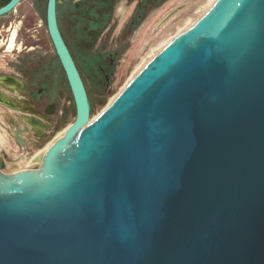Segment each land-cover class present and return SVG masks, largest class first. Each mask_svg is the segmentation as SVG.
I'll return each instance as SVG.
<instances>
[{"label":"water","instance_id":"obj_1","mask_svg":"<svg viewBox=\"0 0 264 264\" xmlns=\"http://www.w3.org/2000/svg\"><path fill=\"white\" fill-rule=\"evenodd\" d=\"M58 2L76 115L40 167L0 127V264H264V0H216L92 122Z\"/></svg>","mask_w":264,"mask_h":264},{"label":"rangeland","instance_id":"obj_2","mask_svg":"<svg viewBox=\"0 0 264 264\" xmlns=\"http://www.w3.org/2000/svg\"><path fill=\"white\" fill-rule=\"evenodd\" d=\"M5 1L7 0H0V4ZM84 1L59 0V4H61L60 19L65 38L91 97L93 105L91 120L100 115L159 46L190 27L192 24L189 22L188 25V21L198 12L202 13L205 8L208 9L213 2L212 0H155L146 5L145 1L141 0L139 13L142 12V17L136 19L132 31L126 34L129 19H134L136 15V13L131 14L137 6V0H111L107 25H104L107 17L96 23L94 13L86 14L85 10L78 12L68 6L72 3L78 7ZM46 2L47 0H23L16 10L0 17V22L7 21L8 26L11 23V28L14 27L13 45L11 46V39L9 48L14 46L16 29L22 31L23 35L33 34L38 45L43 47L42 50L46 53L48 67H52L55 49L47 29ZM169 14L172 15L168 17ZM0 29H3L2 26ZM5 53L8 52L1 54ZM7 60V56H0V61ZM59 105L60 108L67 109V114L60 125L44 139H38L32 134L27 135L29 142L26 146L20 145L14 136L17 125H22V121L18 117L14 118L10 109L0 105L2 110L0 127L11 138L13 166L26 162L33 167L38 166L36 160L40 158V151L73 121L74 101L65 76H63V96ZM7 115L14 118V121L11 120L14 123Z\"/></svg>","mask_w":264,"mask_h":264},{"label":"flooded vegetation","instance_id":"obj_3","mask_svg":"<svg viewBox=\"0 0 264 264\" xmlns=\"http://www.w3.org/2000/svg\"><path fill=\"white\" fill-rule=\"evenodd\" d=\"M137 1V6L131 14L136 13V15L134 19H129L126 34L132 31L136 19L142 17V12L139 13L141 0ZM143 1L146 5L155 2V0ZM7 23V21L0 22V26L3 28L0 29V56L4 55L8 58L7 61H0V105L10 109L14 114L13 117H18L22 121V125H17L14 136L20 145L26 146L29 142L27 135L32 134L38 139H44L60 125L65 114H67V109L64 110L59 105L63 96V76H65L68 85L69 82L61 61V66L57 62L56 50L52 67H48L46 53L42 50L43 47L38 45L33 34L23 35L22 31L16 29L14 46L9 48L14 27L11 28L12 24L10 23L8 26ZM3 52L8 53L1 54ZM74 108L76 115L75 102ZM7 117L10 121L14 119L10 115Z\"/></svg>","mask_w":264,"mask_h":264},{"label":"trees","instance_id":"obj_4","mask_svg":"<svg viewBox=\"0 0 264 264\" xmlns=\"http://www.w3.org/2000/svg\"><path fill=\"white\" fill-rule=\"evenodd\" d=\"M9 0L5 1L4 3L2 4H5L6 2H8ZM0 4V5H2ZM67 4V3H66ZM110 4L111 3V0H85L83 3L80 4V6L76 7L75 5H73L72 3H69L68 6L71 8V9H75L77 10L78 12H82L83 10H85L86 14H91V13H94L95 16V19H96V23H98L100 21V19L104 20L105 17H107L106 21L104 22V25H107L109 23V13H110ZM61 4L58 5V19H59V25H60V29H61V32L65 38V35H64V30H63V26L61 25V19H60V16H61ZM108 14V15H107ZM94 24V23H93ZM66 40V38H65ZM67 41V40H66ZM69 46V45H68ZM70 48V47H69ZM57 57V62L60 64L61 66V63H60V60L58 58V56L56 55Z\"/></svg>","mask_w":264,"mask_h":264},{"label":"bare ground","instance_id":"obj_5","mask_svg":"<svg viewBox=\"0 0 264 264\" xmlns=\"http://www.w3.org/2000/svg\"><path fill=\"white\" fill-rule=\"evenodd\" d=\"M212 1H213V2H211V4L214 3L216 0H212ZM211 4H210V5H211ZM210 5H209V6H210ZM209 6H208V7H209ZM206 9H207V8H205L204 11L201 10L202 13H201V12H198V13L194 16V18L192 17V19H191L190 21H188L187 24L189 25V22H190L191 24H193L196 20H198V19L201 17V15H203V14L205 13ZM200 13H201V14H200ZM191 21H192V22H191ZM13 39H14V37L12 38L11 46L13 45ZM146 61H147V60H146ZM146 61H145V62H146ZM145 62H144V63H145ZM141 67H142V66H141ZM141 67H140V68H141ZM140 68H139V69H140ZM139 69H138V70H139ZM138 70H137V71H138ZM137 71H136V72H137ZM136 72H135V74H136ZM135 74H134V75H135ZM130 79H131V78H130ZM116 96H117V95H116ZM116 96H115V97H116ZM115 97H114V98H115ZM114 98L111 100V102L114 100ZM111 102H110V103H111ZM94 119H96V118H93L90 122H92ZM64 130H65V129H63L62 131H60V132L57 134V136L61 135V134L64 132ZM50 144H51V143L47 144V145H46V146L40 151V158L36 160V163L38 164V167H40V166L43 165L44 158H45V154H46V151H47L48 147L50 146ZM26 163H27V162H26ZM29 163H30V162H29ZM16 166H17V165H16Z\"/></svg>","mask_w":264,"mask_h":264}]
</instances>
